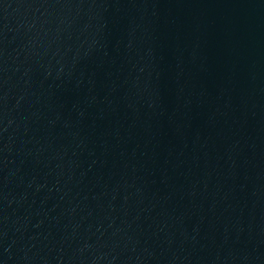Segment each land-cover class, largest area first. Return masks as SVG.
Returning a JSON list of instances; mask_svg holds the SVG:
<instances>
[{"label": "water", "instance_id": "obj_1", "mask_svg": "<svg viewBox=\"0 0 264 264\" xmlns=\"http://www.w3.org/2000/svg\"><path fill=\"white\" fill-rule=\"evenodd\" d=\"M0 264H264V0H0Z\"/></svg>", "mask_w": 264, "mask_h": 264}]
</instances>
